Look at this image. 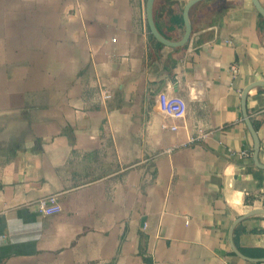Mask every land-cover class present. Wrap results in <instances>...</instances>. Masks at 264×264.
I'll use <instances>...</instances> for the list:
<instances>
[{
	"label": "crops",
	"instance_id": "crops-1",
	"mask_svg": "<svg viewBox=\"0 0 264 264\" xmlns=\"http://www.w3.org/2000/svg\"><path fill=\"white\" fill-rule=\"evenodd\" d=\"M188 1L156 0L166 39L183 37ZM146 5L0 0V264H264V215L237 222L264 209L241 110L264 81L261 16L201 1L172 49L150 39ZM247 109L264 166V87ZM51 195L61 212L44 216Z\"/></svg>",
	"mask_w": 264,
	"mask_h": 264
},
{
	"label": "water",
	"instance_id": "water-1",
	"mask_svg": "<svg viewBox=\"0 0 264 264\" xmlns=\"http://www.w3.org/2000/svg\"><path fill=\"white\" fill-rule=\"evenodd\" d=\"M204 1V0H189L188 3L186 4L184 11H183V19H184V24H185V33L183 35V37L179 40V41H170L168 39H166L158 30L157 26L155 25V19H154V4H155V0H147V5H146V16H147V22H148V26L150 29L151 34L153 35V37L155 38V40L157 42H159L160 44L166 46V47H170V48H180V47H184L190 40L191 35H192V23L190 21V11L194 8V6H196L199 2ZM252 3L255 7V9L257 10V12L259 13V15L264 19V7L262 6V4L260 3V0H252ZM256 87H264V81H256L254 83H252L251 85H249L248 87H246L242 93L241 96V110H242V115H243V119L244 122L252 136L253 139V160L256 166L258 167H262L264 168V166H262L259 163L258 160V156L260 152V140L258 137V133L255 130V128L253 127L252 121L250 119V116L248 114V109H247V98H248V93ZM253 215H264V209H254L253 211H251L250 213L244 215L243 217L239 218L237 222L253 216ZM236 222V224H237ZM233 231V229H232ZM232 231L231 232V238H232ZM232 247L234 252L237 255H240L242 258H244L243 255H241L239 253V251L235 248L234 244L232 243ZM247 259V258H244ZM252 261H256V262H264V259H254Z\"/></svg>",
	"mask_w": 264,
	"mask_h": 264
},
{
	"label": "built area",
	"instance_id": "built-area-1",
	"mask_svg": "<svg viewBox=\"0 0 264 264\" xmlns=\"http://www.w3.org/2000/svg\"><path fill=\"white\" fill-rule=\"evenodd\" d=\"M231 76L236 77L238 74V69L236 65L231 66ZM110 95L105 94L104 99H109ZM160 106L163 111L168 113L170 116L174 118H180L185 114L186 105L182 100L178 98H171L166 94L161 95L160 97ZM177 127H172V129L176 130ZM208 134L204 130H199V133L196 137H191L190 142L193 143L199 139H206ZM244 157H249L250 154L248 152L241 153ZM38 209L40 213L44 216H53L57 215L61 212V206L58 203V200L55 195H51L39 201Z\"/></svg>",
	"mask_w": 264,
	"mask_h": 264
},
{
	"label": "trees",
	"instance_id": "trees-1",
	"mask_svg": "<svg viewBox=\"0 0 264 264\" xmlns=\"http://www.w3.org/2000/svg\"><path fill=\"white\" fill-rule=\"evenodd\" d=\"M155 2H156V0H155ZM260 20H261V23H263L264 24V19L262 18V17H260ZM150 39L152 40V41H154V42H156L155 41V39H154V37H153V35L150 33ZM157 43V42H156ZM160 45V44H159ZM259 125L256 123V122H254L253 121V127L255 128V130L256 131H258V127Z\"/></svg>",
	"mask_w": 264,
	"mask_h": 264
}]
</instances>
